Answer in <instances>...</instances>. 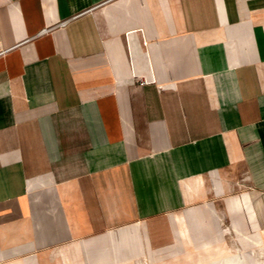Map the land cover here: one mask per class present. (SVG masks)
<instances>
[{
    "label": "crops",
    "instance_id": "0c3cea01",
    "mask_svg": "<svg viewBox=\"0 0 264 264\" xmlns=\"http://www.w3.org/2000/svg\"><path fill=\"white\" fill-rule=\"evenodd\" d=\"M263 247L264 0H0V264Z\"/></svg>",
    "mask_w": 264,
    "mask_h": 264
},
{
    "label": "rangeland",
    "instance_id": "374dc122",
    "mask_svg": "<svg viewBox=\"0 0 264 264\" xmlns=\"http://www.w3.org/2000/svg\"><path fill=\"white\" fill-rule=\"evenodd\" d=\"M225 255L232 261H236L235 264H264V247L259 249L258 252L248 249L238 250H217L212 253H202L195 255L197 260L193 262L192 255H186L184 260L180 261V264H211L212 259L216 256Z\"/></svg>",
    "mask_w": 264,
    "mask_h": 264
},
{
    "label": "bare ground",
    "instance_id": "6f19581e",
    "mask_svg": "<svg viewBox=\"0 0 264 264\" xmlns=\"http://www.w3.org/2000/svg\"><path fill=\"white\" fill-rule=\"evenodd\" d=\"M236 261H232L225 255L216 256L212 259L211 264H235Z\"/></svg>",
    "mask_w": 264,
    "mask_h": 264
},
{
    "label": "built area",
    "instance_id": "2783aa9c",
    "mask_svg": "<svg viewBox=\"0 0 264 264\" xmlns=\"http://www.w3.org/2000/svg\"><path fill=\"white\" fill-rule=\"evenodd\" d=\"M65 22H67V20L66 21H62V24H64ZM45 30H47V29H45Z\"/></svg>",
    "mask_w": 264,
    "mask_h": 264
}]
</instances>
